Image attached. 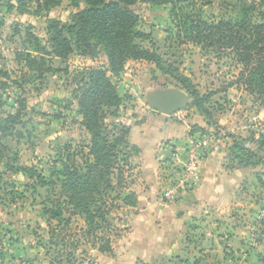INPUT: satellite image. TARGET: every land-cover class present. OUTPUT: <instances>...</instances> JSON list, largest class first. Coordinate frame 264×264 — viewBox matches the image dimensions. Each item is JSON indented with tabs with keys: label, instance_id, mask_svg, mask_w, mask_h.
I'll return each instance as SVG.
<instances>
[{
	"label": "rangeland",
	"instance_id": "obj_1",
	"mask_svg": "<svg viewBox=\"0 0 264 264\" xmlns=\"http://www.w3.org/2000/svg\"><path fill=\"white\" fill-rule=\"evenodd\" d=\"M247 1L256 7L248 15L242 4L230 1L215 0L208 5H198L197 10L208 23L237 22L245 18L261 23L264 0ZM85 7L84 0H60L59 6L48 10H38L30 0L0 1V120L20 111L19 119L12 121L15 129L12 137L3 140L11 149V155H17V162L4 160L0 163V264H20L18 261L23 264H95L94 251L99 245L96 238L118 236L116 232L120 231L112 222L105 224L90 216L88 219L86 211L75 208L69 197L79 187L89 192L101 191L102 197L92 196L97 203L91 205V211L96 213L105 200L110 221L112 212L116 215V210L130 200L125 190L107 191L103 184H83L82 181H77L71 191L60 188L65 179L75 181V178L59 175L66 166L88 174L84 163L94 164L93 137L83 126L73 93L81 88V80L87 79L88 68L108 69L109 62L102 46L94 48V57H84L75 48L66 60L57 59L51 54L50 27L68 28ZM133 9L141 18L137 30L148 35L147 39H136L135 43L149 51L154 44L160 69L167 70L170 65L172 75L164 74L153 62L138 61L135 65L127 62L124 71L112 78L122 99L117 106L104 108L110 143L123 139L131 120L141 119L137 109H147L154 115L159 113L150 106L149 99L161 90H180L186 95L185 108L172 115L176 119L182 114L188 117L193 109L202 112L204 107V111L210 107L224 114L231 113L234 108L233 116H239L245 109L237 111L238 106L247 107L244 114L255 115L257 109L253 111L250 103L255 99L260 104L262 98L259 96L245 91L247 96L240 97V105L233 102L238 92L232 85L241 66L236 65L229 50L179 45L176 28L170 19V7L138 2ZM191 10L189 7L188 11ZM28 32L39 39L37 48L35 42L27 39ZM18 52L40 57L51 71L43 75L29 72L21 61L22 56L17 60ZM176 76L188 77L191 91L199 95L190 97L173 79ZM210 94L216 96L203 104L201 96ZM209 124L215 127L216 123L210 120ZM244 132L246 137L251 135L250 131ZM98 145L104 146L100 141ZM132 152L134 149L130 145L122 143L118 160L114 153H109L106 167L102 166L94 177L99 180L102 174L111 173L107 178L115 185L113 175H117L118 167H123L127 178L129 171L122 161L131 165ZM11 167L27 170L14 172ZM260 169L257 174L264 179V165ZM245 192L247 199H236L240 205L228 215L211 212L195 221L191 243L200 252L195 256L197 264H261L258 256L264 259V226L261 225L264 192L252 186ZM56 215L59 218H55Z\"/></svg>",
	"mask_w": 264,
	"mask_h": 264
},
{
	"label": "trees",
	"instance_id": "obj_2",
	"mask_svg": "<svg viewBox=\"0 0 264 264\" xmlns=\"http://www.w3.org/2000/svg\"><path fill=\"white\" fill-rule=\"evenodd\" d=\"M214 1L84 0L86 7L74 18L72 25L68 28H61L58 25L50 27L49 42L52 47L51 54L57 59L66 60L75 51V48L84 57H94V48L102 46V50L105 52L109 62L108 69L88 68L87 79H82L81 88L76 89L73 93L74 99L78 101L79 114L84 120L83 126L93 137L91 155L94 158V164L92 165L90 161L84 163V166L88 169V174L79 173L78 169L74 167L71 169L66 166L59 175L65 178H75V181L73 183V181H66L65 179L60 187L61 189L71 191L75 189L77 181H82L83 184H103L107 191L127 189V178H129V175L125 178L123 167H118L117 175H113L116 180L115 185L111 178H107L111 173H108V175L102 174L99 180L94 177V173L99 172L102 166L106 167L105 161L110 157L109 153H114V158L118 160L119 146L122 143L129 145L127 136L130 129L124 133L123 139H115L112 143L109 141L111 133L106 125L104 108L117 106L122 99L117 93L112 78L118 77L129 61L153 62L160 69L161 62L155 53L154 44H152V51H149L139 48L135 43L136 39L148 38V35L137 30L141 23V18L133 7L138 2L152 6L170 7V19L176 28V40L179 45L191 44L202 49H213L216 51L229 50L230 57L238 66H241V71L233 84L242 87L252 96L257 95L262 98L260 104L255 99H253V103L255 106L264 108V13H260L262 15L261 23H254L252 19L246 18L237 22L221 20L208 23L203 19L197 7L198 5L211 4ZM219 1L238 2L246 8L247 15L256 8L255 4L249 3L247 0ZM30 2L35 3L38 10H48L60 5V0H30ZM189 7L192 8L191 11H188ZM26 36L30 43L31 41L35 42L34 44L37 48L39 39L29 32ZM92 42H94V45ZM42 51L46 52L44 48H42ZM21 56V61L25 63L29 72L43 75L45 72L51 71L40 57H34L28 52H18L17 60H20ZM171 68L169 65L167 70H160L166 75H172L170 72ZM173 71L175 74L178 73L177 69ZM24 75H27V73H24ZM187 78L181 79V77L176 76L173 79L190 97L198 96L197 92L191 91L190 81ZM212 97L213 94L206 97L201 96L200 101L203 104H207ZM204 109L202 112L197 111L210 120L212 116L209 108L205 111ZM19 117L20 111L16 115L7 116L6 120H0V163L4 160L17 162V155H11V149L3 143V140L12 137L15 130L12 121L18 120ZM215 127L219 128L217 124H215ZM198 131H204V129L191 128L190 134ZM228 137L233 140L229 155L231 163L235 162L238 166L253 168L264 165V154H260L264 151V137L256 143L255 148L246 146L248 142L252 141V135L241 138L229 134ZM99 141L104 144L103 147L98 145ZM122 163L126 164L129 172L132 170V166L129 165L128 161L123 160ZM10 169L14 172H25L27 170L21 167H11ZM257 181L264 192V179L260 174H257ZM71 183H73L72 187L69 186ZM75 191L69 197L75 208L85 210L88 219L90 216L93 219L97 217L105 224L110 222L108 221L107 209H105L107 204L105 200L95 211L96 213L91 211V205L97 203V200L92 196L102 197L103 193L101 191L94 189L89 192L81 187ZM127 196L130 200H126L124 206H136L135 194L130 192ZM51 213L52 211H50ZM54 217L59 218L57 215ZM261 225L264 226V220L261 221ZM96 239L99 242L96 249L98 252L106 253L112 251L110 236L104 237L102 235V237ZM258 262L264 264V259L258 256Z\"/></svg>",
	"mask_w": 264,
	"mask_h": 264
},
{
	"label": "crops",
	"instance_id": "obj_3",
	"mask_svg": "<svg viewBox=\"0 0 264 264\" xmlns=\"http://www.w3.org/2000/svg\"><path fill=\"white\" fill-rule=\"evenodd\" d=\"M136 63L139 62L129 61L128 65ZM233 87L238 92L233 102L240 105V97L247 96V92L237 85L233 84ZM250 104L253 111L257 109L260 117L264 118V108ZM240 109L244 111L233 116L234 108L231 113L227 111L224 114L209 107L210 120L230 135L246 138L242 115H247L244 114L247 107L238 106L237 111ZM136 112L141 119L131 120L129 124L127 141L134 152L129 158L132 170L125 190L126 194H135L136 206H124L116 210V215L112 212L110 222L120 231L116 232L118 236L111 237V252L94 251V263L197 264L194 260L200 252L191 243L195 221L211 212L228 215L236 205H240L236 199H247L245 190H250L251 186L254 190L259 188L263 191L257 181L261 166L241 167L231 163L229 155L233 140L229 138L206 153L193 183H186L174 200H163L165 191L172 189L174 183L182 178L181 173L171 169V161L185 149L191 128L210 129V120L195 109L182 119L159 113L154 115L142 108ZM23 254L25 256V251Z\"/></svg>",
	"mask_w": 264,
	"mask_h": 264
},
{
	"label": "built area",
	"instance_id": "obj_4",
	"mask_svg": "<svg viewBox=\"0 0 264 264\" xmlns=\"http://www.w3.org/2000/svg\"><path fill=\"white\" fill-rule=\"evenodd\" d=\"M180 118H184V114L180 115ZM242 119L244 120V130L246 132L250 131L252 135V141L248 142L246 146L254 148L256 143L264 137V119L257 112L251 117L242 115ZM228 135V131L222 127L218 129L211 127L190 134L185 149L182 153H177L174 156L170 166L174 172L181 173L182 178L174 183L172 189L165 191L162 199L166 201L174 200L186 183H193L195 174L206 153L214 146H218L229 139Z\"/></svg>",
	"mask_w": 264,
	"mask_h": 264
},
{
	"label": "water",
	"instance_id": "obj_5",
	"mask_svg": "<svg viewBox=\"0 0 264 264\" xmlns=\"http://www.w3.org/2000/svg\"><path fill=\"white\" fill-rule=\"evenodd\" d=\"M149 102L160 114L171 117L185 108L186 95L180 90H161L156 91Z\"/></svg>",
	"mask_w": 264,
	"mask_h": 264
}]
</instances>
